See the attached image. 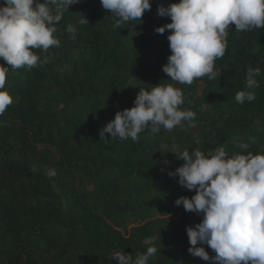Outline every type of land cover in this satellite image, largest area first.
Listing matches in <instances>:
<instances>
[{
  "label": "trees",
  "instance_id": "1",
  "mask_svg": "<svg viewBox=\"0 0 264 264\" xmlns=\"http://www.w3.org/2000/svg\"><path fill=\"white\" fill-rule=\"evenodd\" d=\"M172 2L178 0H152L142 23L120 29L100 0H80L57 24L61 45L49 49L48 63L9 67L13 103L0 116V264H118L113 251L135 257L149 246L158 251L148 264H211L188 252L186 226L202 214L174 203L194 190L167 172L184 163L176 158L184 150L264 153V28L236 32L230 24L216 77L180 84L162 70L171 30H154L170 22L158 5ZM82 15L89 24L79 25ZM69 24L77 26L75 39ZM0 64L6 66L2 58ZM248 66L261 69L259 86L255 100L240 104L235 95ZM159 83L182 90L180 108L194 111L193 121L141 132L136 141L100 140L99 129L117 111ZM49 168L56 177L46 175Z\"/></svg>",
  "mask_w": 264,
  "mask_h": 264
},
{
  "label": "clouds",
  "instance_id": "2",
  "mask_svg": "<svg viewBox=\"0 0 264 264\" xmlns=\"http://www.w3.org/2000/svg\"><path fill=\"white\" fill-rule=\"evenodd\" d=\"M100 2L116 19L114 27L120 29L130 21L142 23L144 12L152 7V0ZM78 3L80 0H0V58L6 62V66L0 64V116L13 103L5 88L9 67L32 68L48 63L52 56L49 49L61 45L54 36L57 24L69 6ZM157 14L170 17L169 23L154 29L159 34L171 30L167 35L171 54L162 70L180 84L191 85L205 75L216 77L215 61L225 54L230 24L235 25L236 32L264 28V0H178L158 5ZM78 23L86 25L89 21L82 15ZM66 30L76 38V25L69 24ZM34 50L48 55L41 58ZM260 73L259 67H247L245 88L235 95L237 103L255 100L252 89L259 86L256 77ZM184 102L182 90L171 84L159 83L151 90L141 88L131 108L117 111L99 129L100 140L118 137L136 141L144 131H171L196 116L192 110H181ZM239 147L248 149L249 144ZM176 158L184 163L167 175L178 177V183L194 190V195L180 196L174 203L185 211L202 214L194 227L186 226L189 254L211 264H264V153L230 155L219 146L207 154L184 150ZM46 175L54 178L57 170L49 168ZM205 244L215 255L205 250ZM157 251V247L149 246L135 257L123 250L113 251L111 259L118 264H148Z\"/></svg>",
  "mask_w": 264,
  "mask_h": 264
}]
</instances>
